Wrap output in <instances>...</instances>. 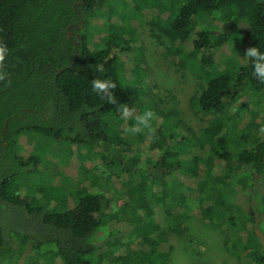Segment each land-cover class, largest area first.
Segmentation results:
<instances>
[{"label": "trees", "instance_id": "trees-1", "mask_svg": "<svg viewBox=\"0 0 264 264\" xmlns=\"http://www.w3.org/2000/svg\"><path fill=\"white\" fill-rule=\"evenodd\" d=\"M117 5L113 0H0V40L10 50L8 77L0 81V252L22 235L38 246H55L63 264H109L110 247L124 246L125 232L133 236L135 231L139 257L155 264L151 253H167L153 239L155 232L197 202L208 225L231 231L240 264H264V242L254 230L258 226L264 235V134H251L247 127L235 141L229 127L235 104L245 92L261 93L264 84L254 77L250 59L236 82L228 73L209 71L234 28L248 48L264 52V0H188L169 20L164 34L179 43L174 53L200 65L205 86L195 101L201 115L211 118L202 138L174 130L188 147L196 143L183 152L166 147L165 138L174 140L175 134L156 130L149 148L160 155L148 161L126 140L118 105L92 91L93 79H111L119 105H142L121 56L134 50L135 37L132 28L120 26L124 16ZM217 14L225 23L221 30L199 28L200 19ZM98 25L106 30L99 47L89 36ZM99 65L104 71L96 70ZM30 133L99 150L107 172L118 180L111 191L125 189L122 199L114 200L104 186L83 185L73 205L62 190L44 193L32 187L41 155L39 149L24 155L20 145ZM159 215L162 221L155 219ZM115 226L123 234L98 246L95 235ZM244 231L251 236L244 239ZM133 257L125 253L114 261L129 264Z\"/></svg>", "mask_w": 264, "mask_h": 264}, {"label": "rangeland", "instance_id": "rangeland-1", "mask_svg": "<svg viewBox=\"0 0 264 264\" xmlns=\"http://www.w3.org/2000/svg\"><path fill=\"white\" fill-rule=\"evenodd\" d=\"M113 1L118 4L117 11L124 16L120 19V26L128 30L132 28L135 37L134 50L121 53V56L124 58L128 83L141 91L142 105L134 108L136 115L153 111L156 116L152 125L157 131L162 129L166 134L176 135L174 130L180 127L184 134L192 138H202L203 130L209 125L211 117L201 115L195 97L205 86V78L201 76L200 65L197 62L182 61L181 56L174 53L179 43L164 34L169 20L177 17L188 0ZM218 15H208L200 19L199 28L221 30L225 23ZM203 16L205 15L200 17ZM117 18L119 21V17ZM105 31L100 25L92 27L89 31V36L98 47L103 46ZM231 31V39L216 52L217 61L209 71L212 76L228 73L236 82L241 73L240 69L247 65L248 58L244 56L248 45L238 29L234 28ZM231 116L235 117L229 124L233 140L241 139L243 134L241 131L247 127L251 134L260 132L259 129L264 126V90L254 94L250 91L245 92L235 104ZM134 124V119L127 121L123 130L126 140L133 147L132 151L139 152L147 161L157 159L160 152L149 148L153 138L147 129L136 134L126 131ZM178 136L176 135L174 140L168 136L165 138L166 147L173 152H183L189 145ZM241 143L244 145L243 141ZM20 145L24 155H30L39 149L41 155L39 173L31 178L30 185L41 188L44 193H49L54 188L62 190L73 205L77 192L83 185L104 186L106 192L109 191L117 202L125 194L123 186L117 192L111 191L118 180L114 173L107 172L106 166L100 160L99 150L90 151L83 146L55 141L35 133L23 135L20 138ZM195 145L196 143L190 144L188 149ZM234 146L237 147L236 142ZM150 170L156 172L152 166ZM43 196L44 194L40 193L39 197ZM43 200L46 201L44 198ZM155 219L158 221L160 215L155 216ZM120 228L111 227V231L109 227L104 228L95 235V243L98 246H105L108 241L111 244L116 242L117 239L113 238L123 234L118 235ZM254 230L256 234L258 231L262 234L263 239L257 236L264 242L260 228L255 226ZM250 233L244 231L241 232V236L247 239L251 236ZM125 235L126 237L121 239L124 246L121 244L119 247L115 245L110 247L114 256L109 258V264H116L114 257L125 253L135 256L129 264H149L146 263L144 256L139 257L143 254L138 253L140 234L134 231L133 236L127 232ZM153 239L163 244L167 252L164 256L157 252L151 253L152 262L155 264H240L232 252L231 231L208 225L201 216L197 202H191L189 208L184 209L177 220H167L161 231L155 232ZM57 252L53 245L38 246L35 241L24 240L22 235H16L12 239L10 249L0 252V264H63ZM103 252H106V249Z\"/></svg>", "mask_w": 264, "mask_h": 264}, {"label": "clouds", "instance_id": "clouds-1", "mask_svg": "<svg viewBox=\"0 0 264 264\" xmlns=\"http://www.w3.org/2000/svg\"><path fill=\"white\" fill-rule=\"evenodd\" d=\"M9 54L10 50L7 45L0 40V81H4L8 77V73L5 71V62ZM244 57L252 61L254 77L260 83L264 84V52H261L259 47H249L246 50ZM96 70L104 71L103 65H99ZM116 86V83L111 79L92 80V91L100 95L102 100L106 99L107 103L118 105V111L121 112L122 120L125 122L133 119L135 120V124L126 129V131L136 134L143 129H147L148 134L154 136L156 129L153 127L152 121L155 119L156 114L153 111H145L140 115H136V110L134 108H130L127 105H119L117 97L113 91ZM259 131L264 133V126H262Z\"/></svg>", "mask_w": 264, "mask_h": 264}, {"label": "water", "instance_id": "water-1", "mask_svg": "<svg viewBox=\"0 0 264 264\" xmlns=\"http://www.w3.org/2000/svg\"><path fill=\"white\" fill-rule=\"evenodd\" d=\"M69 33H71V32H69ZM7 125H8V121H7V123H6L5 131H6V129H7ZM257 235L260 236V237L263 239L262 234H261L259 231L257 232Z\"/></svg>", "mask_w": 264, "mask_h": 264}, {"label": "flooded vegetation", "instance_id": "flooded-vegetation-1", "mask_svg": "<svg viewBox=\"0 0 264 264\" xmlns=\"http://www.w3.org/2000/svg\"><path fill=\"white\" fill-rule=\"evenodd\" d=\"M69 34H71V33H69Z\"/></svg>", "mask_w": 264, "mask_h": 264}]
</instances>
